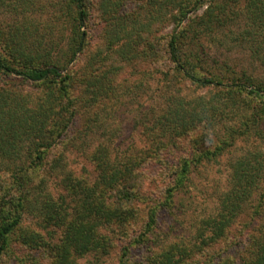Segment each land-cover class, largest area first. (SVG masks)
Returning a JSON list of instances; mask_svg holds the SVG:
<instances>
[{
	"label": "rangeland",
	"instance_id": "rangeland-1",
	"mask_svg": "<svg viewBox=\"0 0 264 264\" xmlns=\"http://www.w3.org/2000/svg\"><path fill=\"white\" fill-rule=\"evenodd\" d=\"M63 2L0 0V30L8 32L16 27L27 30L30 35L26 43L47 34L45 30L52 27L58 37L63 26L54 24L53 16L61 11ZM174 4L172 0H132L118 15L113 3L107 7L104 0L89 2L86 47L67 66L77 75L73 95L77 99L88 97L94 87L85 90L83 77L94 67L101 71L97 65L113 73L109 82L111 94L104 93L107 98H102V105L92 106L90 111H83L82 106L72 119L69 131L64 132L50 153L57 158L62 153L66 172L92 184H96L99 171L95 164L97 156L91 153L95 150L108 153V148L100 146L102 143L110 145L112 157L117 155L116 160L126 165L128 157L138 152L148 153L147 149L160 154L159 158L152 157L142 166H136L141 182V194L138 200L132 201L136 216L111 229L109 252L105 255L87 252L76 258L77 264H119L124 250L132 264H150L154 256H159L165 246L173 243L192 249L188 252L189 264H222L223 261L244 264L251 259V250L256 249L253 241L264 231V203L253 202L233 223L228 234L209 245L204 244L210 232H201L203 221L218 213L220 197L231 187L232 163L248 153L264 154V118L256 124L250 122L251 115L256 110L262 111L264 106L259 109L262 100L257 96L238 93L229 99L227 87L201 86L176 71L166 52V40L174 29ZM213 4L214 10H220L222 20L198 30V45L204 61L200 73L206 76L234 74L255 82L264 79V30L256 27L249 17L246 2L214 0ZM207 7V3L198 2L190 8L189 15L200 19ZM110 53V57H106ZM101 75V82H106L109 74ZM5 86L13 92L16 102L28 107L41 105L50 87L47 83L16 81L15 78L9 79ZM201 99L218 104L212 112L211 123H195L179 132L163 120L176 104ZM205 151L216 154L194 164L185 189L177 191L171 204H164L166 189L173 184V174L182 159ZM58 179L52 172L45 188L56 197L63 191ZM154 206L158 207V222L149 231L146 223ZM36 219L32 214L26 215L23 226L38 229ZM56 237H60V232ZM13 250L9 258L12 264H51L52 255L46 250L23 245Z\"/></svg>",
	"mask_w": 264,
	"mask_h": 264
},
{
	"label": "trees",
	"instance_id": "trees-1",
	"mask_svg": "<svg viewBox=\"0 0 264 264\" xmlns=\"http://www.w3.org/2000/svg\"><path fill=\"white\" fill-rule=\"evenodd\" d=\"M63 1L61 11L53 16V23L63 26L58 37H55L57 31L52 27L45 30L47 34H40V37L26 43L30 35L27 30L22 31L20 27L8 32L0 30V264H12L9 258L19 245L46 250L52 255L51 264H77L76 258L92 251L107 254L112 242L111 229L116 224L128 223L136 216L132 201L138 200L141 194L136 166H142L152 157L159 158L160 154L147 149L148 153L142 154L145 156L138 152L128 157L126 165L124 161L116 160L117 155L112 157L110 145L102 143L100 146L108 148V153H97L96 150L91 153V156H97L95 164L99 171L96 184H92L66 172L62 153L58 158L50 153L64 132L69 131L72 119L82 106L83 111H90L92 106L102 105L104 93L111 94L109 82L113 79L112 71L97 65L101 71L94 67L83 77L85 90L94 87L88 97H74L73 83L77 81V75L67 66L86 47L90 0ZM128 1L132 0H104V4L107 7L115 4L120 15L121 8ZM173 1L176 10L172 15L174 29L166 40V52L176 71L201 86L227 87L229 99L238 93L257 96L259 101L262 100L259 109L263 107L264 79L255 82L252 78L242 79L234 74L206 76L200 73L204 61L198 45V30L222 20L220 10H214V0ZM243 1L249 17L263 31L264 0ZM198 2L208 4L205 15L200 19L189 15L190 8ZM118 18L125 19L124 16ZM103 73L109 74L106 82H101ZM11 78L47 83L50 86L48 96L35 107L20 105L10 88L5 86ZM254 85L256 87L250 88ZM217 108L218 104L205 99L180 102L164 115L163 120L181 132L195 123H211L214 118L212 112ZM261 110L251 115V123L256 124L264 118V108ZM215 154L205 151L195 157L183 158L173 174V184L166 189L164 204H171L177 191L185 189L194 164ZM231 168V187L221 195L218 213L203 221L201 232H210L204 244L209 245L228 234L250 203H264V154L248 153L232 163ZM52 172L59 176L63 190L57 197L45 189ZM29 214L37 217L38 229L23 226L25 216ZM157 222L158 207L154 206L150 208L146 228L152 231ZM54 231L60 232V237H56ZM260 234L261 237L253 241L256 249L251 250V259L244 264H264V231ZM191 250L182 248L180 244L167 245L159 256L150 260V264H189L187 258ZM177 255L180 257L176 258ZM121 256L119 264H132L127 258V250ZM222 264L232 263L223 261Z\"/></svg>",
	"mask_w": 264,
	"mask_h": 264
}]
</instances>
